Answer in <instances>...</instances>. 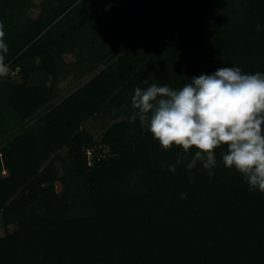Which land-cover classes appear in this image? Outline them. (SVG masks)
I'll list each match as a JSON object with an SVG mask.
<instances>
[{
	"label": "trees",
	"instance_id": "trees-1",
	"mask_svg": "<svg viewBox=\"0 0 264 264\" xmlns=\"http://www.w3.org/2000/svg\"><path fill=\"white\" fill-rule=\"evenodd\" d=\"M34 1L0 0L21 79L0 77V264H264V194L223 149L214 177L186 170L195 150L170 172L181 150L130 120L137 87L264 73V0H41L21 31ZM66 54L103 68L54 103ZM96 117L100 140L85 129Z\"/></svg>",
	"mask_w": 264,
	"mask_h": 264
},
{
	"label": "clouds",
	"instance_id": "clouds-1",
	"mask_svg": "<svg viewBox=\"0 0 264 264\" xmlns=\"http://www.w3.org/2000/svg\"><path fill=\"white\" fill-rule=\"evenodd\" d=\"M4 37L0 23V77L10 73ZM187 80L180 88L157 83L135 88L131 122L139 118L162 149L181 150L170 172L195 150L186 170L191 173L200 163L214 177L215 153L223 149L224 166L235 169L250 191L264 194V73L232 66ZM180 198L187 197L181 193Z\"/></svg>",
	"mask_w": 264,
	"mask_h": 264
},
{
	"label": "crops",
	"instance_id": "crops-1",
	"mask_svg": "<svg viewBox=\"0 0 264 264\" xmlns=\"http://www.w3.org/2000/svg\"><path fill=\"white\" fill-rule=\"evenodd\" d=\"M70 55L71 54H66L62 58L64 62L63 60H60V64L58 65L59 71L57 74L59 76L57 79V85L55 87V95H54L55 98L53 101L54 103H59L63 101L65 98H67L73 91H75L79 87L78 84H81L82 82V81H79V78H78L79 75L84 74V72L86 71H100L103 68L102 66H100L96 69H93L91 68V66H88V63L79 65L77 62V58H75L72 55L70 56Z\"/></svg>",
	"mask_w": 264,
	"mask_h": 264
},
{
	"label": "rangeland",
	"instance_id": "rangeland-1",
	"mask_svg": "<svg viewBox=\"0 0 264 264\" xmlns=\"http://www.w3.org/2000/svg\"><path fill=\"white\" fill-rule=\"evenodd\" d=\"M45 4H46V2H45ZM41 9H42V1L41 0H35L33 4L28 6L26 13L22 17V20L21 19L18 20L19 30H21V31L26 30L27 29V18L37 17L38 14L40 13ZM85 10L87 12H91V13L93 12V10H90L87 8ZM57 62L59 63L58 60H57ZM16 71H17V68H16ZM8 77H10L12 80H18V81L20 80L19 77L12 75L11 68H10V73L5 78H8ZM116 114H117V112H114L112 114V116H113L112 119L113 118L114 119L110 122H114L115 120L116 121L121 120V117L116 116ZM103 126H104V122L102 121V119H98V117H96V119L93 118L87 122V124L85 125V129H87L88 132H90L91 134H96L97 140H100L102 138V134L106 128V127L103 128ZM4 174H5V172H4ZM56 188H57V190H59V185H57ZM3 234H4V230H3V226H2V222H1V215H0V236H2Z\"/></svg>",
	"mask_w": 264,
	"mask_h": 264
},
{
	"label": "built area",
	"instance_id": "built-area-1",
	"mask_svg": "<svg viewBox=\"0 0 264 264\" xmlns=\"http://www.w3.org/2000/svg\"><path fill=\"white\" fill-rule=\"evenodd\" d=\"M19 72H20V68H17V71L12 72V75L13 76L19 75ZM89 154H91V153H89Z\"/></svg>",
	"mask_w": 264,
	"mask_h": 264
}]
</instances>
